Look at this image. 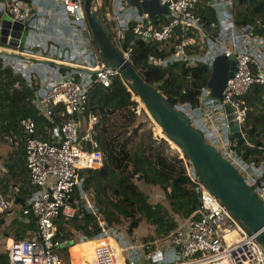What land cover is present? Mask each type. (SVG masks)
Here are the masks:
<instances>
[{"label":"built area","instance_id":"built-area-1","mask_svg":"<svg viewBox=\"0 0 264 264\" xmlns=\"http://www.w3.org/2000/svg\"><path fill=\"white\" fill-rule=\"evenodd\" d=\"M53 1L65 15L60 19L71 27L68 45L56 43L64 35L62 30L59 37L54 36V42H29L23 50L0 45L2 68L22 79L18 78L14 88L25 85L31 91L30 104L47 122L42 130L38 120L27 117L12 132L13 145L23 143L27 175L24 189L20 184L10 185L6 192L0 185V264L2 253L8 264H62L60 250L70 248L77 240L97 242L95 264H264V243L258 240L257 233L251 232L207 188L186 157L187 175L200 195V206L166 237L163 247L145 246L135 235L128 236L106 220L98 232L88 227L87 232L81 228L75 236L60 234L61 218L82 221L87 213H97L85 200L86 172L101 168L105 160L97 138L98 116L89 110L92 90L97 85L110 87L114 79L120 78L136 94L122 71L107 66L99 55L85 0ZM0 2L13 20L23 22L26 27L35 25L33 3ZM160 4L168 13L151 17L147 13L141 15L127 0H112L108 21L113 22V42L131 62L137 39L129 41L128 36H140V40L157 45L167 54L150 56L149 63L153 66L206 65L210 76L218 56L229 59L236 56L237 70L227 80L221 98L212 96L207 83L198 89L197 106L190 101L174 106L191 119V125L203 133L208 144L238 169L264 202V159L245 156V148L230 130L227 112L230 106L246 138L244 144L253 147L243 129L249 114L245 96L255 84L264 87V23L257 18L236 23L239 0H160ZM207 8L215 16L211 23L201 14ZM80 32L87 34L84 41ZM44 57L53 59L55 65L39 60ZM66 65L71 69L63 72ZM8 172V166L0 159V178ZM18 195L25 197L24 204L19 205L21 219L36 223L35 228L25 230L26 237L22 239L6 237L1 223L2 217L18 206ZM90 232L94 233L91 237Z\"/></svg>","mask_w":264,"mask_h":264},{"label":"trees","instance_id":"trees-1","mask_svg":"<svg viewBox=\"0 0 264 264\" xmlns=\"http://www.w3.org/2000/svg\"><path fill=\"white\" fill-rule=\"evenodd\" d=\"M239 2L246 7L243 10L237 9L236 23L255 20L256 18H249L248 14L251 11L264 23V0H239ZM110 4L111 0H105L104 21L111 31L112 23H108L105 19L106 8ZM201 14L208 23L215 20L211 8L201 10ZM166 55L157 45H149L143 40H137L131 63L145 81L161 91L172 105L190 101L197 106L198 89L209 82L210 69L206 65L187 68L180 63H173L168 67L153 66L149 63L150 56ZM18 78L21 79L15 77L11 70H4L0 60V133L17 131L21 121L27 117H33L38 121L42 119L28 100L32 95L31 91L25 85L19 89L14 88ZM132 97V92L120 78L114 79L110 87L97 85L92 90L89 110L98 116L97 138L105 154V160L101 168L87 170L86 187L87 189H92V186L97 187L98 197L101 198L102 204L106 205L99 211L105 215L109 224L113 225L121 218L131 219L129 232L133 233L145 218L156 227L157 235L168 236L179 226L177 220L163 204L149 202L148 195L140 189L135 179L142 176L145 183L162 187L172 212L184 218H188L199 208L198 195L187 175L184 159L179 154L169 155L166 152L167 141L164 138H154L148 143L142 141L137 150L131 149V137L127 136V133L133 130V133L138 135L145 131L147 126V122L137 121L138 114L135 109L137 103ZM245 99L249 114L243 129L247 132L249 142L254 146L242 144V147L246 150V157H253L259 161L264 159V87L255 84ZM147 120H150L148 116ZM161 133L164 135L162 131ZM4 162L13 176L9 182L12 185L20 184L24 189L22 181L26 172L24 151L17 153L14 162L5 160ZM5 186L6 191L8 187ZM24 202L25 197L18 195L16 198L18 206ZM13 210L14 212H7L2 217L1 223L6 235L10 237L14 234L16 238L22 239L26 237L25 230L35 228L36 223L35 221L25 223L20 217V207L15 206ZM81 210L85 209L81 207ZM98 217V212L87 213V224L78 225L77 230L82 228L87 232L88 225L93 219L96 221L95 231H100ZM58 224L60 234L62 233L63 236L76 235L68 228L69 221L61 218ZM87 241L89 240L82 242ZM63 250L69 257V247ZM1 257L2 264H7V256L2 253Z\"/></svg>","mask_w":264,"mask_h":264},{"label":"water","instance_id":"water-1","mask_svg":"<svg viewBox=\"0 0 264 264\" xmlns=\"http://www.w3.org/2000/svg\"><path fill=\"white\" fill-rule=\"evenodd\" d=\"M137 7L142 15L151 17L168 13L160 0H127ZM105 0H85V12L92 31L99 55L107 66L119 68L122 74L145 105L151 119L162 127L168 140L181 148L183 154L191 161L196 172L207 188L216 195L245 226L257 233L259 241L264 243V202L258 193L244 179L238 169L216 147L208 144L200 130L191 125V119L178 110L157 88L150 85L138 70L127 60L111 38V31L104 21ZM42 29L43 25H39ZM28 27L23 22L13 20L0 2V45L24 49ZM9 36L11 37L8 41ZM140 40V36L129 34L128 40ZM8 47V46H7ZM71 67V66H70ZM237 70V58L218 56L212 67L208 85L212 96L221 98L227 80ZM230 119V130L244 144L246 138L237 120H234L233 109L227 107ZM142 179V176L139 178ZM200 200V195H198Z\"/></svg>","mask_w":264,"mask_h":264},{"label":"rangeland","instance_id":"rangeland-1","mask_svg":"<svg viewBox=\"0 0 264 264\" xmlns=\"http://www.w3.org/2000/svg\"><path fill=\"white\" fill-rule=\"evenodd\" d=\"M245 7L246 5H240V4L238 5V8H240L241 10H243ZM248 15H249V18H252V17L254 19L257 18V16H255L252 11ZM257 19L260 20V18H257ZM132 95H133L132 99L136 101L137 103L135 106L136 112L138 114L137 121L143 122V123L147 122L146 124L147 126L145 127L146 130L141 132L138 135L134 134L133 130H130L127 133V136L131 137L130 139L131 149L137 150V148H139L142 141H145L146 143H148L151 139H154V138H160V139L164 138L167 141L166 152L169 155L179 154L180 157L184 159V157L186 156L183 154L182 150L179 149V147L177 148L170 140H168L166 137V134L163 131L162 132L164 135H162L156 123L151 119V117L147 113L145 109V105L143 101L140 99V97L134 94ZM147 116L150 120H147ZM121 118L122 117H120V119ZM122 119H124V117ZM46 123H47L46 120H44V118L42 117L41 121H39V124L42 130H45L44 127L46 126ZM11 138H12L11 131L9 133L5 131L0 133V159H2L3 161L5 160L10 163L14 162L17 153L23 150V143L21 142L20 145L17 147L13 146V142H11L12 141ZM24 178H26V172L23 175V179H22V181L25 183L26 181ZM139 178L140 177H137L135 179V182L138 184L140 189L143 190L148 195L149 202L153 204L161 203L165 207H167L170 210L171 215L177 220L179 225L185 222L187 218H184L182 215L175 214L172 212L170 203L162 187H160L159 185H151V184L145 183L143 180L144 177L142 179H139ZM10 179H13V176L10 174V172H8L7 176L0 178V185H3V187H6L5 185H7L8 187L7 190H9V186L12 185V183L9 182ZM4 181H6V184ZM85 190L88 195V198L85 200L87 204H92L94 210L98 212L99 217L97 220L99 221V227H101V225L105 222L106 219H105V215L101 213L99 210L105 208L106 205L102 204V202L100 201L101 198L98 197V194H97L98 189L96 186H92V189H87L86 183H85ZM18 207L19 206H16V208ZM137 216L139 217L140 215L138 214ZM95 223L96 221L92 219V221L88 225L89 229L90 227L92 229H96ZM130 223H131V219L121 218L120 221H115L113 225L116 226L121 231L126 232L128 236L135 235L140 242L144 243L145 246H148L150 248L163 247V244H165L167 236L157 235L156 227L150 224L145 218L142 219V221L140 222V225L133 231V233L129 232ZM84 224H87L86 217L83 218L82 221H77V220L69 221L68 228L72 229L75 233H77L81 229L80 228L77 230V226L84 225ZM3 231H4V228H3ZM93 234L94 233H90L89 237H91ZM7 236L8 235H6V237ZM10 237L16 238L14 234H11ZM77 241L78 243L75 244L73 247H71L69 257L68 255H66V252H64L63 250L64 248L60 250V255L63 260L62 264H95L94 247L96 246L97 242L96 241L95 242H88V241L81 242L80 240H77ZM145 250H148V248H145Z\"/></svg>","mask_w":264,"mask_h":264},{"label":"crops","instance_id":"crops-1","mask_svg":"<svg viewBox=\"0 0 264 264\" xmlns=\"http://www.w3.org/2000/svg\"><path fill=\"white\" fill-rule=\"evenodd\" d=\"M24 1L33 3L34 13H33L32 20H34V23H35V25H33L32 27H28V33L25 39L24 46L26 47V45L29 42H42V43H47V42L50 43L52 41L54 42V36L59 37L61 30L64 35L60 36V39H59L60 43L56 41L55 42L62 46L66 45L67 37L72 35L71 34L72 30H71V27L65 22V20L60 19V18H65V15L60 9H58L57 3L54 2L53 0H24ZM110 5L107 6L106 8V12H105L106 18L105 19L107 20L108 23L113 24V22L108 21ZM39 25H43V28L40 29ZM86 38H87V34L85 32H80V39L84 41ZM1 46L2 48H5V47L7 48V46L11 47L9 46V44H6L5 46L4 45H1ZM12 48H17V47H12ZM27 58L30 60L35 59L34 57H27ZM39 60H42L43 63L49 64L50 66L55 65V63L53 62V59H50L48 57H44ZM66 69H71L70 65L64 66L63 72H65ZM24 159H25V153H24ZM26 175H27V171H26ZM71 247L69 248V253H70Z\"/></svg>","mask_w":264,"mask_h":264},{"label":"bare ground","instance_id":"bare-ground-1","mask_svg":"<svg viewBox=\"0 0 264 264\" xmlns=\"http://www.w3.org/2000/svg\"><path fill=\"white\" fill-rule=\"evenodd\" d=\"M156 125L161 129V131H163V130H162V127H161L159 124L156 123ZM159 128H158V129H159ZM160 129H159V130H160ZM161 131H160V132H161ZM171 142H172V141H171ZM172 143L178 148V146H177L174 142H172ZM172 143H171V144H172ZM173 144H172V145H173ZM179 149H181V148H179ZM88 242H95V241H94V240H89ZM110 242H111L113 245H116L114 241H110ZM72 247H73V246H72Z\"/></svg>","mask_w":264,"mask_h":264}]
</instances>
